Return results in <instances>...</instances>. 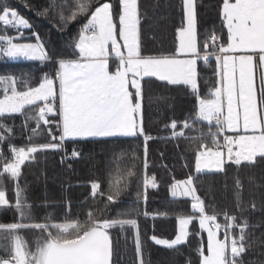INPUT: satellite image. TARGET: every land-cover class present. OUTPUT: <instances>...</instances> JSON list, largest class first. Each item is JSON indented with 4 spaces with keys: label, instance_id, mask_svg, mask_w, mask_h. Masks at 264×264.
Listing matches in <instances>:
<instances>
[{
    "label": "snow or ice",
    "instance_id": "6c2138e0",
    "mask_svg": "<svg viewBox=\"0 0 264 264\" xmlns=\"http://www.w3.org/2000/svg\"><path fill=\"white\" fill-rule=\"evenodd\" d=\"M200 4L201 0H181V19L175 30L173 49L149 53L144 51L141 40L138 0H77L67 16L63 12L64 4L52 0L38 15L46 16L51 9L59 8L61 30L81 18L84 21L72 43L69 58L50 53L30 21L0 0V29H3L0 31V60L35 61L43 66L39 78L31 74L20 78L0 76L3 92L0 99V206L14 207L20 217L19 222L0 223V234L11 241L10 246H3L5 254H0V264H115L111 230L123 231L126 227L135 230L137 264H145L138 220L119 209L114 217H103L108 205L119 203V197L129 190L133 177H137L138 186L142 183L144 189L142 194L137 193V204L142 200L146 205L147 190L158 189L155 175H144L142 181L139 180L138 150H134L132 165L125 171L128 179L124 185H110L105 193L98 180L91 181L89 197H85L84 202L91 199L95 203L100 198L108 203L95 212L89 209L83 221L70 215V201L63 221L54 220L47 213L40 220L32 219L33 206L22 199L24 189L19 181L23 166L35 161L37 153L62 152L63 163L65 159L81 156L76 147L69 154L67 142L88 140H105L117 145L140 140L143 168L147 169L149 144L160 139L144 125L145 101L151 96L148 85L153 80L165 88L190 90L198 103L196 119L209 126L207 136L211 146L204 142L203 133L187 136L188 130L199 131L189 120L178 124L173 119L164 125L171 130L164 139L187 138L199 142V148L194 155L195 175L189 174L186 179L174 182L169 189L174 201L190 202V212L177 215L179 227L174 239L153 234L149 237L151 242L172 250L189 243L190 236L206 233V244L201 238L195 248L198 264H245V253L254 245L264 243V239L250 236L253 226L246 218L225 211V224L219 223L220 213L214 206L211 213L207 211L206 201L198 195L196 187L197 178L202 174H222L228 166L239 170L264 161V0H218L221 31H205L203 38L198 29ZM9 29H16V34H9ZM24 30H31L35 42H21L25 38ZM213 60L217 81L210 97L202 98L199 66L201 62L209 66ZM152 99L165 98L158 95ZM13 114L24 117L20 129L27 134L26 146L13 143L16 128L4 122ZM29 122H34V126L30 127ZM45 132L46 142L36 143ZM220 136H223L222 144ZM6 144L8 156L3 152ZM6 179L13 183L14 203L8 198ZM235 186L236 204L243 213L242 185L238 179ZM250 210L255 211L256 205L252 204ZM143 215L155 220L161 213L144 210ZM162 215L168 218L169 211ZM194 223H198V230H190ZM21 230L40 233L35 251L19 235ZM187 264H192L191 259Z\"/></svg>",
    "mask_w": 264,
    "mask_h": 264
},
{
    "label": "trees",
    "instance_id": "16d2710c",
    "mask_svg": "<svg viewBox=\"0 0 264 264\" xmlns=\"http://www.w3.org/2000/svg\"><path fill=\"white\" fill-rule=\"evenodd\" d=\"M12 8L28 19L32 29L39 33L46 49L58 56L71 57L72 43L77 36L79 26L84 22L83 18L72 23L66 30L59 27V8L51 9L46 16L38 15L48 7L52 0H4ZM57 4H64L63 12L67 16L74 9L77 0H55ZM142 17L141 40L145 52L159 53L169 52L174 47L175 30L181 19V0H138ZM198 29L201 38L205 31H221V20L218 13V0H201L198 7ZM3 29H0L2 31ZM25 38L22 41H34L31 30H24ZM226 33V29H223ZM9 34L15 35L16 29H9ZM43 66L39 62H10L0 60V76L12 75L17 78L31 74L39 78ZM215 61L205 66L200 63V95L202 98H209L217 77L214 73ZM51 71V69H48ZM35 79L32 83H35ZM150 97L146 98L144 109V125L148 132L160 139H154L149 144V155L147 169L143 168L144 158L142 155V142L133 140L123 145L112 144L105 140H88L73 144L66 143L70 154L73 147H76L81 156L77 159H65L61 162L62 152H42L36 154V160L26 162L22 168L20 186L24 189L22 199L26 204L33 206L31 218L40 220L47 213L54 220L63 221L66 205L71 202V213L73 218L80 221L86 219L89 209L94 212L97 209H104L106 199L98 198L95 203L89 199L90 183L98 180L102 189L107 193L110 185L121 186L127 182L126 169L132 165V154L134 150L139 151L140 158L136 161L138 178L142 181L144 175H155L158 182V189L147 190L148 200L145 205L135 203L137 193H143L142 183L137 184V177H133L132 184L128 191L119 197V203L109 204L108 209L103 212V217L115 216L117 210L127 211L131 218L138 220L141 239L144 244L145 264H187L191 259L192 264H198L195 248L197 241L201 238L206 244V234L202 236H190L189 243L177 246V249H166L163 246L154 245L149 237L155 234L158 238L173 239L177 232L179 214L190 212V202L174 201L170 194L171 185L184 180L189 174L194 173V155L199 148V142H193L184 138L179 141L164 139L170 135V129L164 125L176 120L182 124L189 120L194 129L188 130L187 136L205 134L204 142L211 146V139L207 136L209 126L206 122L196 119L197 100L189 89L184 87L165 88L160 82L153 80L148 85ZM147 95V94H146ZM163 96L165 99L157 101L152 99L155 96ZM0 99H3V92L0 91ZM24 117L20 114H13L4 122L14 125L16 128V139L13 143L17 146H26L28 141L26 133H22L20 126ZM34 126V122H29ZM55 130V125H52ZM183 130V129H181ZM212 131L215 127L212 126ZM221 137V136H220ZM219 137V138H220ZM46 132L37 139L36 143L46 142ZM178 145V146H177ZM7 144L3 148L6 156ZM70 165V167H69ZM187 165V166H185ZM239 180L241 207L245 209L242 213L236 204L235 193L237 191L235 182ZM4 186L8 198L15 202L14 186L11 180L6 179ZM196 187L198 195L206 201L207 211L211 213L213 206L220 213L218 222L225 224L223 212L234 214L238 218H246L249 224L250 236L264 239V161H259L255 166H242L239 170L235 166H228L226 173L202 174L197 178ZM46 204L45 207L41 205ZM256 205V210L251 211V205ZM149 213H161L155 220L149 216L147 219L143 211ZM175 210V211H173ZM169 211V217L164 218L162 213ZM20 217L14 207L0 206V223L19 222ZM28 222V221H25ZM190 230H198V223L190 226ZM115 244V264H137L134 250L135 230L125 228L111 230ZM119 233V235H117ZM19 235L24 241L36 246L40 233L32 230H21ZM223 238V231L221 232ZM10 246L11 241L6 240L0 234V254L3 246ZM245 264H264V243L254 245L244 255Z\"/></svg>",
    "mask_w": 264,
    "mask_h": 264
},
{
    "label": "rangeland",
    "instance_id": "374dc122",
    "mask_svg": "<svg viewBox=\"0 0 264 264\" xmlns=\"http://www.w3.org/2000/svg\"><path fill=\"white\" fill-rule=\"evenodd\" d=\"M21 42H35V40L34 41H32V40H30V41H21ZM6 60V59H5ZM8 61V60H7ZM10 62H35V61H25V60H17V61H10ZM198 112V103H197V106H196V113ZM227 135H232L231 133H226ZM223 143V141L221 142V144ZM226 151V150H225ZM178 227H179V225H177V231H178ZM176 234H177V232H176ZM206 234V233H205ZM175 238V237H174ZM173 238V239H174ZM206 238H207V234H206ZM27 245H28V247L31 249V250H33V251H35V246L32 244H29L28 242H27Z\"/></svg>",
    "mask_w": 264,
    "mask_h": 264
}]
</instances>
